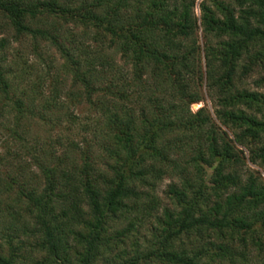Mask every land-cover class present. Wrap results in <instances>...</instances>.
Instances as JSON below:
<instances>
[{
  "label": "trees",
  "instance_id": "obj_1",
  "mask_svg": "<svg viewBox=\"0 0 264 264\" xmlns=\"http://www.w3.org/2000/svg\"><path fill=\"white\" fill-rule=\"evenodd\" d=\"M196 1L0 0V264H264V0ZM27 40L48 92L9 64ZM76 103L86 149L50 136Z\"/></svg>",
  "mask_w": 264,
  "mask_h": 264
},
{
  "label": "rangeland",
  "instance_id": "obj_2",
  "mask_svg": "<svg viewBox=\"0 0 264 264\" xmlns=\"http://www.w3.org/2000/svg\"><path fill=\"white\" fill-rule=\"evenodd\" d=\"M202 0H197L196 4H198ZM196 16H199V10L196 6L195 8ZM80 30V29H79ZM77 30V31H79ZM7 56L9 64L13 67L14 72L20 76L17 77V82H47L45 85V91L48 92L50 90V86L48 82H56L57 74H59L58 79L62 81V75L59 71L60 65L62 64V59L59 53L52 48L50 45L39 42L38 45L33 44L31 41H22L13 43L7 50ZM70 81H67V85H63L61 88L62 93L66 92L68 87L70 86ZM47 95V94H46ZM206 97V96H205ZM203 106H207L210 108L209 102L206 100L205 102L199 104H193L191 106V111L196 112ZM70 113H73L75 116H78V122L75 127H73L70 131H68L67 125L55 126L53 131L51 130L50 136L55 138L56 136H62L64 138L70 137V140L73 139L77 144H80V147L86 149L88 144H92V135H91V127H90V119L92 118L93 112L86 104H79L74 106L71 105L68 110ZM62 114L63 111H59ZM55 114V113H53ZM79 124V125H78ZM84 124V125H82ZM33 133L41 134L42 136L46 133L49 127H44L43 125L32 124ZM89 142H85V141ZM63 142L66 143L64 140ZM8 148L11 150L14 148L12 141L9 140L8 136L4 135L0 139V153H4ZM251 169L258 170L252 166ZM11 163L10 160L7 165L0 166V176L3 175L4 172H11ZM3 177V176H2ZM169 180H165L158 188L157 194L163 199L162 191ZM13 195L8 193L0 194V244H5V241L2 240L4 234L8 233V221H6V211L9 206L13 205ZM166 204V202H164Z\"/></svg>",
  "mask_w": 264,
  "mask_h": 264
}]
</instances>
